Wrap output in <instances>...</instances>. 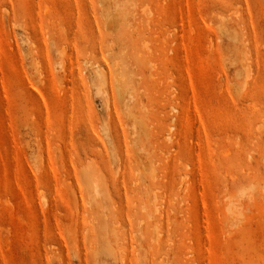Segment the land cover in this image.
Here are the masks:
<instances>
[{
	"label": "rangeland",
	"instance_id": "rangeland-1",
	"mask_svg": "<svg viewBox=\"0 0 264 264\" xmlns=\"http://www.w3.org/2000/svg\"><path fill=\"white\" fill-rule=\"evenodd\" d=\"M0 264H264V0H0Z\"/></svg>",
	"mask_w": 264,
	"mask_h": 264
}]
</instances>
